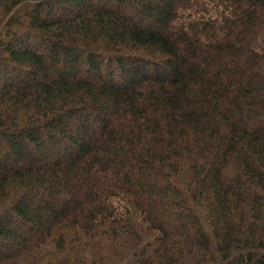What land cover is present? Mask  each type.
<instances>
[{"label": "trees", "instance_id": "1", "mask_svg": "<svg viewBox=\"0 0 264 264\" xmlns=\"http://www.w3.org/2000/svg\"><path fill=\"white\" fill-rule=\"evenodd\" d=\"M0 264H264V0H0Z\"/></svg>", "mask_w": 264, "mask_h": 264}]
</instances>
